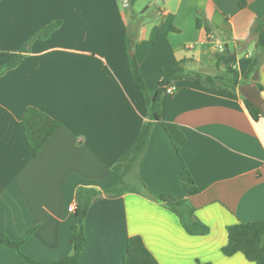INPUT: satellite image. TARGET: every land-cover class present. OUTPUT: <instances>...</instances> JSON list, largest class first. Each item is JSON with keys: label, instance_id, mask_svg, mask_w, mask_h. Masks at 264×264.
Returning <instances> with one entry per match:
<instances>
[{"label": "crops", "instance_id": "crops-1", "mask_svg": "<svg viewBox=\"0 0 264 264\" xmlns=\"http://www.w3.org/2000/svg\"><path fill=\"white\" fill-rule=\"evenodd\" d=\"M247 1L245 9L238 0L1 1L0 66L62 22L0 78V231L19 241L35 229L24 255L50 264L74 254L78 189L113 188L112 168L148 121L128 66L129 34L150 91L164 67L181 61L192 75L226 77L233 70L238 82L228 93L184 79L174 83L177 92L163 95L147 151L125 173L131 186L90 206L81 263L124 264L128 240L140 237L159 264H254L241 253H222L228 227L264 221V117L254 121L244 103L264 113V59L246 79L252 59L262 56L255 26L264 0ZM28 108L61 124L36 158L23 132ZM162 123L184 133L180 153ZM185 168L200 190L196 195L185 189ZM139 180L151 196L132 187ZM160 195L188 201L209 234L189 235L153 200ZM0 264L26 263L0 244Z\"/></svg>", "mask_w": 264, "mask_h": 264}, {"label": "trees", "instance_id": "trees-1", "mask_svg": "<svg viewBox=\"0 0 264 264\" xmlns=\"http://www.w3.org/2000/svg\"><path fill=\"white\" fill-rule=\"evenodd\" d=\"M2 0H0L1 3ZM240 9H245L248 6L247 0H238ZM62 22L53 23L40 31L33 38L28 40L16 53L15 57L7 64L0 66V78L7 72L14 70L24 61V55L29 53L32 43L36 40H46L53 32L60 28ZM255 31L258 34L257 45L262 51V56L257 59H252L250 63L249 73L246 79L258 69L264 59V16L259 17ZM126 54L130 74L137 85L145 106L146 118L148 119L141 128L140 135L135 145L121 157L119 162L112 168L113 173L117 176V184L104 192H99L94 189L79 188L76 195L77 206L75 215L78 219V225L74 226L70 233V241L74 247V254L66 257L61 261L50 264H82L81 257L84 251L86 236L84 229V220L88 215V211L92 203L103 195L118 196L124 194L129 184L125 181L126 172H130L136 165L139 164L145 155L150 137L153 132L154 124L158 121V115L161 112V101L168 87L175 82L191 79L198 84L213 90H222L231 93L238 82L239 75L228 70L226 77H210L202 75H192L186 72L184 65L186 61L174 63L162 69V80L156 90L150 91L147 89L140 66L133 55L134 40L126 34L125 37ZM233 84V85H231ZM231 89V90H230ZM245 106L254 121H258L264 117L262 110L253 102L246 100ZM162 126L174 145L177 153H180L182 147L186 143L184 133L177 125L171 123H162ZM61 127L60 122L53 119L41 109L28 108L23 117V132L26 143L36 158L48 143L51 137ZM181 179L184 182L185 189L189 196L196 195L200 190L196 187L194 179L187 168L182 172ZM139 193H146L151 196L146 186L139 180L138 186L132 184ZM153 200L174 213L180 220L184 230L191 236H206L209 234V228L201 223L195 216L194 207L186 200H177L171 195L153 196ZM35 229L29 231L26 236L14 241L8 235L0 231V244L13 249L26 264H45L35 261L21 251L24 243L34 234ZM264 237V221L254 223H239L228 227V243L222 249V253L231 257L241 253L244 257L254 264H264V247L262 246V238ZM124 264H159L154 256L145 246L142 238L131 237L127 243V253L124 257Z\"/></svg>", "mask_w": 264, "mask_h": 264}, {"label": "built area", "instance_id": "built-area-1", "mask_svg": "<svg viewBox=\"0 0 264 264\" xmlns=\"http://www.w3.org/2000/svg\"><path fill=\"white\" fill-rule=\"evenodd\" d=\"M127 4V2L125 1V5ZM177 87H175V85L173 84L172 86L168 87L166 90L167 94H174L175 92H177Z\"/></svg>", "mask_w": 264, "mask_h": 264}, {"label": "rangeland", "instance_id": "rangeland-1", "mask_svg": "<svg viewBox=\"0 0 264 264\" xmlns=\"http://www.w3.org/2000/svg\"><path fill=\"white\" fill-rule=\"evenodd\" d=\"M131 186V185H130ZM132 187H134V186H132ZM136 187V186H135Z\"/></svg>", "mask_w": 264, "mask_h": 264}]
</instances>
